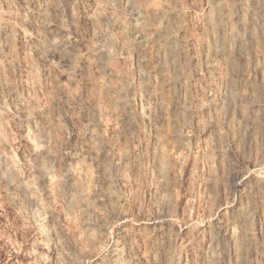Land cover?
<instances>
[{
	"label": "rangeland",
	"instance_id": "1",
	"mask_svg": "<svg viewBox=\"0 0 264 264\" xmlns=\"http://www.w3.org/2000/svg\"><path fill=\"white\" fill-rule=\"evenodd\" d=\"M229 2L0 0V264H264V0Z\"/></svg>",
	"mask_w": 264,
	"mask_h": 264
},
{
	"label": "bare ground",
	"instance_id": "2",
	"mask_svg": "<svg viewBox=\"0 0 264 264\" xmlns=\"http://www.w3.org/2000/svg\"><path fill=\"white\" fill-rule=\"evenodd\" d=\"M234 0H230V2L229 3H224V4H219L218 5V11L221 13V15L223 14H226V15H228L229 13H230V11H231V9H232V6L234 7V5H233V2ZM232 3V4H231ZM147 8V7H146ZM233 10V9H232ZM147 11H148V13L149 14H151L150 15V17L152 16V18H150L151 19V21H152V34H153V41H154V43H155V55L156 56H158L160 53H161V51H167L166 53H170V55H171V58L173 59V51H174V43H175V41H174V43H173V40H174V38H173V34H172V29H171V27L169 26V24H171V20H169V21H171L170 23H169V21H168V25H167V20H168V18H170L171 16H172V13L170 14V12H168V10H166L165 9V7H163V6H158V7H148L147 8ZM40 12H41V10H40ZM148 14V15H149ZM219 14V13H218ZM218 14H217V16H218ZM220 15V16H221ZM219 16V17H220ZM41 18H42V15H41ZM171 19H172V17H171ZM161 21L160 23H162L161 25L163 26H161V27H159V25H157V24H159V23H156V21ZM172 26H173V22H172V24H171ZM50 29H52V28H50ZM234 34H236V33H234ZM236 35H238V34H236ZM224 44V43H223ZM39 52L40 51H45L44 49H46V48H44V46H43V44L40 42L39 43ZM227 49V51L228 52H231V51H229V49H228V47H226ZM42 51V52H43ZM164 51V52H165ZM225 52V51H224ZM95 53V52H94ZM163 53V52H162ZM165 53V54H166ZM101 54V52H99V53H97V55H100ZM229 54V53H228ZM97 55H95V56H97ZM102 56V55H101ZM101 56H99V57H101ZM227 56V55H226ZM231 56H232V53H231V55L229 54V59L231 60ZM98 57V56H97ZM98 57V58H99ZM176 58H177V56H176ZM86 59V58H85ZM229 59H227L228 60V62H231V61H233L234 62V60H231V61H229ZM233 59V58H232ZM176 59H174V61H175ZM173 61V62H174ZM83 62H85V64L87 63L86 62V60L84 61L83 60ZM172 62V61H171ZM176 62V61H175ZM167 63V62H166ZM170 64H172V63H170ZM230 64V63H229ZM232 64V63H231ZM232 65H234V64H232ZM160 66V65H159ZM231 66V65H230ZM235 66V65H234ZM86 68V67H85ZM160 68V67H159ZM171 68V67H170ZM161 69H164V71L166 70V67L165 68H161ZM173 69V68H172ZM168 70V69H167ZM163 71V70H162ZM175 71V70H174ZM176 74V73H175ZM173 76H170L169 77V85H172V86H175L176 85V80H175V76H174V72H173V74H172ZM177 78V77H176ZM172 88V87H171ZM231 88V87H230ZM121 89V88H120ZM232 89V88H231ZM170 92H172V91H170ZM112 97V96H111ZM231 97V96H230ZM256 97H257V95H256ZM114 98L115 97H113V100L112 101H114ZM116 99V98H115ZM120 99V98H119ZM231 99H233V98H231ZM118 100V99H117ZM121 100V99H120ZM112 101H110L111 102V104H112ZM115 102V101H114ZM113 102V103H114ZM117 102V101H116ZM118 103V102H117ZM115 105H117L116 103H115ZM34 109H33V113H32V115H34V117H36V118H38L39 120H40V124L39 125H36L35 126V128H34V134L33 133H30V134H32L31 136L30 135H28L27 137V139H28V141H30V143H31V145L33 146V150H35V152H36V154L38 155V159H39V162H38V164H37V174H38V177L43 181V183H44V185H45V192H46V195L48 196V197H50L51 198V196H52V190L50 189L51 188V182H52V177H51V173H50V171H49V169L45 166L46 164H44V163H46V161L44 160L46 157H48V159L50 158H52V155L53 154H51L50 153V149H49V147H48V132L46 131L47 130V123H48V121H47V118L45 117V108H43V105L42 106H40L39 105V103L37 102V101H35L34 102ZM175 108V107H174ZM173 110V109H172ZM138 116L140 117V118H145V113L144 112H141V113H138ZM97 117V116H96ZM98 119V118H97ZM129 120H131L130 119V117H129ZM50 124V123H49ZM49 128V127H48ZM94 132V131H93ZM92 132V133H93ZM29 134V133H28ZM97 135V134H96ZM94 136V135H93ZM24 138H26V137H24ZM94 141H96V140H94ZM29 143V142H28ZM30 146V145H29ZM5 147V145L3 146V148ZM2 148V149H3ZM97 149V147L94 145V146H92L91 147V152L93 151V152H95L96 153V150ZM35 152H33V153H35ZM9 153L7 152V151H1L0 152V161L5 165V167L7 166V169H8V171H10V172H13V174H14V171H15V168H13V164L11 163V162H13V159H12V157L10 156V155H8ZM54 156V155H53ZM15 162V161H14ZM11 164V165H10ZM3 165V166H4ZM16 172V171H15ZM74 174V172H72V174H67V176H66V178L64 179V180H61V181H58L57 182V185H56V188L59 190V191H64L65 190V188H66V186L69 184V181L72 179V177L73 176H75V175H73ZM75 174H76V172H75ZM5 180V179H4ZM55 184V183H54ZM162 184H163V182H162ZM55 187V186H54ZM23 189L26 191V192H29L30 190V188L28 187V186H26V185H23ZM56 189V190H57ZM29 190V191H28ZM106 193V192H105ZM104 193V194H105ZM108 193V192H107ZM109 194V193H108ZM108 194H105V196L107 195L108 196ZM86 229V228H85ZM87 230V229H86ZM89 231V230H88ZM79 235V234H78ZM77 235V236H78ZM79 237V240H86V239H94V238H96V233H93V232H86V233H84V235H80V236H78ZM77 237V238H78ZM93 241V240H92ZM211 259V258H210ZM116 264V263H115ZM208 264H215V260L212 258L210 261H209V263Z\"/></svg>",
	"mask_w": 264,
	"mask_h": 264
}]
</instances>
